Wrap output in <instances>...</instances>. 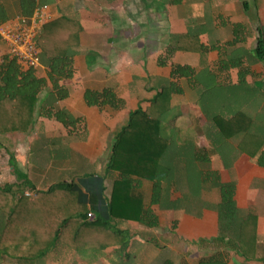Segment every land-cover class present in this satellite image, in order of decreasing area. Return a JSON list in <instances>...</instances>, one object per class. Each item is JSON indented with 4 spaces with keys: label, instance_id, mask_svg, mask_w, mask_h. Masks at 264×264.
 <instances>
[{
    "label": "crops",
    "instance_id": "1",
    "mask_svg": "<svg viewBox=\"0 0 264 264\" xmlns=\"http://www.w3.org/2000/svg\"><path fill=\"white\" fill-rule=\"evenodd\" d=\"M2 3L8 19L20 16L19 0ZM43 5L51 19L62 16L80 25L68 60L73 74L59 81L67 95L53 100L47 68L40 63L35 69L40 87L33 123L27 133L0 134L7 156L1 173L13 179L6 184L28 177L34 194L73 182L92 201L86 208L92 219L105 216L115 177L107 170L115 137L131 113L148 109L169 86L173 92L160 135L176 153L169 189L174 208L153 206L154 228L118 222L128 234L125 250L90 248L99 260L78 257L76 263L190 264L219 252L226 264H264V59L256 55L264 40V0H36L34 10ZM175 68L181 70L172 74ZM107 88L120 101L116 108L85 103L87 90ZM56 110L67 118L43 116ZM216 178L235 184L240 216L255 217L246 257L234 246L214 245ZM139 190L148 206L153 184L143 180ZM80 253L60 245L40 258L0 255V264H70Z\"/></svg>",
    "mask_w": 264,
    "mask_h": 264
},
{
    "label": "trees",
    "instance_id": "2",
    "mask_svg": "<svg viewBox=\"0 0 264 264\" xmlns=\"http://www.w3.org/2000/svg\"><path fill=\"white\" fill-rule=\"evenodd\" d=\"M0 0V24L8 20ZM36 0H19V15L31 17ZM80 31V25L66 17L51 19L43 25L35 43L40 63L48 70V79L55 92L53 100L62 99L67 92L59 87V81L72 77L68 64L72 41ZM1 44V42H0ZM258 58L264 59V40L258 41ZM175 68L172 74L180 72ZM35 69L24 67L9 53L0 57V134L27 133L33 123V109L39 91ZM173 89L163 87L151 100L148 109L131 113L127 125L116 135L111 147L107 170L115 174L106 204L105 216L88 219L87 201L76 183H60L46 191H35L28 177L14 184L0 187V255L23 254L26 257H44L50 249L63 245L71 251L82 252L90 248L129 245L127 232L116 224L134 221L145 227H157L158 219L153 206L168 210L174 208L169 190L174 184L175 149L160 135L163 115L169 109ZM85 103L89 106L110 105L116 108L120 101L109 91H86ZM52 109V106L50 107ZM53 110V109H52ZM59 121L67 118L61 110L43 113ZM236 115L230 124L236 122ZM244 150L245 147L240 146ZM153 184L148 206L140 188L141 181ZM166 190H162V186ZM219 190L220 202L215 208L218 217V236L215 241L234 246L238 255L245 256L253 247V233L249 226L255 223L252 215L240 216L234 200L235 184L214 182ZM30 191V195L26 194ZM55 192H60L55 196ZM33 237V241L30 238ZM226 245V246H227ZM24 249H23V248ZM21 251V252H20ZM163 264H172L165 261ZM190 264H226L217 252Z\"/></svg>",
    "mask_w": 264,
    "mask_h": 264
},
{
    "label": "built area",
    "instance_id": "3",
    "mask_svg": "<svg viewBox=\"0 0 264 264\" xmlns=\"http://www.w3.org/2000/svg\"><path fill=\"white\" fill-rule=\"evenodd\" d=\"M50 19L47 6L43 5L37 7L29 18L15 16L0 24V40L10 56L27 68L36 69L40 56L35 40ZM87 217L93 218L91 213Z\"/></svg>",
    "mask_w": 264,
    "mask_h": 264
},
{
    "label": "rangeland",
    "instance_id": "4",
    "mask_svg": "<svg viewBox=\"0 0 264 264\" xmlns=\"http://www.w3.org/2000/svg\"><path fill=\"white\" fill-rule=\"evenodd\" d=\"M5 54V51H4V49H3V46L2 45H0V57L1 56H3ZM164 118H167V114L164 116ZM193 120H194V116H192V118H190V123L193 125V126H195L196 125V123L195 122H193ZM6 158H7V156H6V154H5V152L3 151V150H0V167L1 166H4L5 165V162H6ZM30 159V158H29ZM29 165H31V162H30V160H29ZM1 168H0V186H2V185H4V184H6L7 182H9L10 180H13L12 179V176H6V174L8 173V172H4V173H6L5 175H4V173H1ZM197 175H195V173L193 174V177H194V180H195V177H196ZM192 177V178H193ZM197 178V177H196ZM196 182V181H195ZM28 193V195H30L31 193L30 192H27ZM214 240H216V239H214ZM215 244H223V245H227V244H224V243H221L219 240L218 241H215L214 242V245ZM152 246H153V248L154 249H156L157 251H159V252H161V251H165V250H163V248H159V247H157V246H155L154 244L153 245H151V248H152ZM228 246V245H227ZM152 248V249H153ZM160 255V254H159ZM162 256V255H161ZM85 258V260H87V261H97V260H99L98 259V256H97V253H96V251H91V250H85V251H83V252H81L80 254H75L74 255V258H72L71 260H70V264H77L78 263V261H77V258ZM161 258V257H160ZM77 262V263H76ZM90 263H94V262H90ZM157 264H159V260H158V262H157Z\"/></svg>",
    "mask_w": 264,
    "mask_h": 264
}]
</instances>
